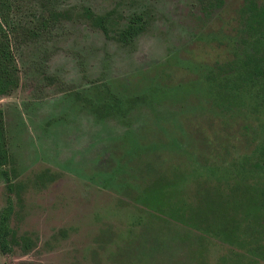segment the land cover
<instances>
[{"label":"rangeland","instance_id":"obj_1","mask_svg":"<svg viewBox=\"0 0 264 264\" xmlns=\"http://www.w3.org/2000/svg\"><path fill=\"white\" fill-rule=\"evenodd\" d=\"M20 1L0 217L10 206L30 248L0 264H264L255 238L202 222L264 189V86L231 87L250 51L246 0ZM87 9L108 15L107 36ZM134 15L142 30L123 45ZM235 211L264 245L263 210Z\"/></svg>","mask_w":264,"mask_h":264},{"label":"trees","instance_id":"obj_2","mask_svg":"<svg viewBox=\"0 0 264 264\" xmlns=\"http://www.w3.org/2000/svg\"><path fill=\"white\" fill-rule=\"evenodd\" d=\"M47 2V1H45ZM20 0H0V96H7L19 86V70L13 49V37L19 28L16 20L17 12L20 10ZM222 0H212V6L221 5ZM246 17V32L250 37V51L238 66L236 80L231 85L233 88H242L259 82L264 86V3L258 5L256 0H246L244 7ZM85 16L91 24L98 28L105 36L110 32L108 15L98 16L86 10ZM143 18L141 15H134L130 18L128 25L118 33V41L123 45H129L142 30ZM48 19L42 17L37 28L47 29ZM110 25V26H109ZM263 104H264V91ZM262 163L254 164V169H264V147L262 148ZM10 162V156L6 147V137L4 128V116L0 110V165L5 166ZM248 206L264 212V189L253 190L250 187L245 189L241 197L229 209L220 208L206 214L204 229L208 233L221 237L229 241L237 240L241 234L246 237L255 238V244L264 250V245L257 239L262 232L253 227L251 223L244 224L245 221L239 220L236 208L245 210ZM11 207L8 206L0 217V252L10 254L14 247H19L25 251L30 248V241L27 239L16 238L15 233L8 225Z\"/></svg>","mask_w":264,"mask_h":264}]
</instances>
